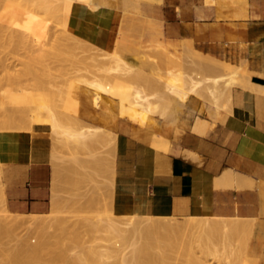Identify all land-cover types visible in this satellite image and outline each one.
Here are the masks:
<instances>
[{
	"label": "crops",
	"instance_id": "0c3cea01",
	"mask_svg": "<svg viewBox=\"0 0 264 264\" xmlns=\"http://www.w3.org/2000/svg\"><path fill=\"white\" fill-rule=\"evenodd\" d=\"M121 22H128L121 37L122 55L156 76V82L161 79V86L172 75L196 77L203 71L185 70L186 55L205 61L213 56L211 69L200 76L239 69L245 78L244 84L240 81L220 96L218 104L203 87L198 94L190 93L168 119L149 114L145 124L121 115L116 98L104 94L95 104L91 88L75 91L78 120L116 135L115 144L105 141L111 157L115 149L114 177L109 174L108 184H102L113 210L180 218H252L242 264H264V0H120L98 8L75 2L68 16L73 33L106 50L114 48ZM12 128L0 129L5 206L14 213H47L64 188L58 178L69 176L61 168L60 141L49 124ZM155 134L164 139L160 145L152 143ZM97 149L92 143L85 152L95 154ZM230 170L240 176L223 185V174Z\"/></svg>",
	"mask_w": 264,
	"mask_h": 264
},
{
	"label": "bare ground",
	"instance_id": "6f19581e",
	"mask_svg": "<svg viewBox=\"0 0 264 264\" xmlns=\"http://www.w3.org/2000/svg\"><path fill=\"white\" fill-rule=\"evenodd\" d=\"M6 0H0V8H1V10H0V45H2L3 47H4V49L6 48V45H7V48L6 49H9V47H11V46H13V41L14 40H17L16 38L15 39H13L14 38V35L12 34V32H9V31H7L6 29H9L10 27V24H8L9 22H15V23H13L12 24V26H13V28H14V24H15V26H16V24L17 23H19L20 25H25L26 24V20H25V16L24 15H21V12H19V14H17V12L15 13V8H14V6L15 7H17V6H20L21 5V3H22V5L23 4H25V5H27V1H23V0H8V1H6ZM18 3H17V2ZM119 1L120 0H58V2L57 3H55V4H50L49 5V7H50V10L54 13V14H56V17H57V19H58V22H59V24H60V27L64 30V32H66V33H73V31H71L69 28H68V16H69V13H70V11H71V8H72V5L76 2V3H79V4H83V5H85L86 7H90V8H98V7H100V6H103V5H112V4H114V3H118L119 4ZM156 1H158V2H160L161 0H156ZM5 2V3H4ZM3 3H4V5H3ZM15 3H17V5H14ZM20 3V4H19ZM19 4V5H18ZM3 5V6H2ZM118 6V5H117ZM6 7H9V11H8V20H5V19H3L4 18V15H6V14H4L3 13V9H5ZM21 7V6H20ZM119 7V6H118ZM121 8V7H120ZM123 10V9H122ZM121 10V11H122ZM16 11H18L17 9H16ZM21 11V10H20ZM17 14V15H16ZM19 16V17H18ZM123 16H125V11L123 10ZM18 17V18H17ZM120 17V16H119ZM121 20V19H120ZM17 21V22H16ZM115 21V20H114ZM119 21V20H118ZM9 25V26H8ZM31 26H33V25H31ZM36 26H38V25H36ZM9 27V28H8ZM17 27V26H16ZM21 27V26H20ZM34 27V26H33ZM128 28V22H121V26H120V30H119V36H118V38H117V41H116V46L117 47H115L113 50H112V53H113V55H112V58H113V62H114V64L112 65V66H109V65H105L104 63H102L101 64V62H100V64L98 65V67L97 68H95V69H97V71H98V73H100V71H101V75H99V74H97V77H95L94 76V78H91V80L89 79V76L87 77V78H82L83 79V81H85L84 83H86L92 90H93V93H94V103L95 104H99L100 103V99L103 97V95L105 94V95H109L110 97H113V98H116L118 101H119V111H120V114L121 115H124V116H127L128 118H130V119H132V120H134V121H137V122H140V123H144L145 121H146V119H147V117H148V115L149 114H160V115H163L165 118H169V116H171L169 113V111L171 110V111H173L174 109H171L172 107H178V110L181 108V106L184 104V102L186 101V99H187V97L190 95V93H199L198 92V90L199 89H202L203 87L204 88H206V90H207V92L209 93V95L213 98V99H215L214 100V102L215 101H217L216 102V104H218L219 103V101H218V98L220 99V96L223 98V97H225V94L227 93V91L228 90H230V88L234 85V84H238L240 81H242L244 78L242 77V76H244V74L243 73H241L240 72V70L239 69H234V70H232V71H230L228 74L227 73H225V70H224V73H225V75H224V73H222V75H218L217 76V74L215 73V75L214 74H210V76L209 75H204V76H200V74L201 73H204L205 74V71L203 70L202 72H200V71H198V72H200L199 73V75L197 76L196 75V73H195V75H196V77H194V75H193V73H191V74H188L189 75V77H190V79H189V77H188V75H179V76H177L176 77V75H178V74H174L175 76V78H173V71H172V74H170V75H172L171 77H169L168 79H166V80H162V81H164L165 83H162V85L164 84L165 85V88L163 87V86H161V87H163L162 89L164 90H162V89H160V90H158L157 88H154V87H160V85H161V83H159L158 84V81L160 82V80H158L157 82L155 81V80H157L158 78L155 76H153L151 73H147V72H145L144 70H143V68L142 67H140L138 64H137V67H133L131 64H129L128 62H127V59L122 55V53H121V51H120V44H121V37H122V33H125V32H123V30H124V28ZM35 28V27H34ZM38 28V27H37ZM11 30H12V28H10ZM9 29V30H10ZM16 29L17 28H14V30H12L13 31V33L15 34V32H16ZM8 33H7V32ZM15 31V32H14ZM33 31H35V30H33L32 29V32ZM36 32H37V30H36ZM128 33V32H127ZM17 34V33H16ZM32 34V33H31ZM37 33H35V35H36ZM47 34L48 33H45V35L47 36ZM65 34V33H64ZM73 34H75V33H73ZM49 35V34H48ZM52 35V34H51ZM58 35V34H57ZM62 36H63V34H61ZM60 35V36H61ZM124 35V34H123ZM46 36L44 37V38H46ZM50 36V35H49ZM65 36H67V38H68V35H65ZM75 37V36H74ZM74 37H72V38H74ZM115 37V36H114ZM147 37V36H146ZM48 38V37H47ZM57 38H60L59 36L57 37ZM62 38V37H61ZM70 38V37H69ZM124 38V37H123ZM34 39H35V37H34ZM130 39V38H129ZM132 39V38H131ZM115 40V39H114ZM47 40L45 39V42H46ZM44 41H43V43H45ZM124 42V41H123ZM152 42V41H151ZM157 42V41H156ZM8 43V44H7ZM42 43V44H43ZM47 43V42H46ZM16 46H17V44H16V42L14 43ZM8 45H9V47H8ZM14 45V49L15 48H17L16 46ZM34 45V44H33ZM25 46L26 47H28V52H29V57H30V60L33 58V57H35L37 54V52H35V56H33V48L32 47H34V46H32V43H31V40L30 39H28L27 40V42H26V44H25ZM36 46V45H35ZM41 46V45H40ZM134 46V45H133ZM43 47V46H42ZM128 47V46H127ZM130 47V46H129ZM38 48V46L36 47V49ZM11 49V48H10ZM10 49H9V51L8 52H12V51H14V49H13V47H12V50L10 51ZM41 49V51L42 50H44V51H42L43 53H45V50H48V49H42V48H40ZM40 49H39V52L41 53V51H40ZM136 49V48H135ZM4 51V50H3ZM30 51H31V53H30ZM38 51V50H37ZM128 51V50H127ZM47 52V51H46ZM52 52V51H51ZM50 52V53H51ZM132 52V51H131ZM43 53L42 54H40V56H36L34 59H36L37 57V59H41V57H43L44 55H43ZM52 53H54V52H52ZM127 53V52H126ZM200 53V52H199ZM57 54V53H56ZM105 54H107V53H105ZM201 54V53H200ZM47 55V54H46ZM45 55V56H46ZM138 55V54H137ZM196 55V54H195ZM31 56H33V57H31ZM58 56V55H57ZM139 56V55H138ZM137 56V57H138ZM197 56V55H196ZM175 57V56H174ZM201 57V56H200ZM208 57V56H207ZM51 58V57H50ZM204 58V57H203ZM33 59V60H34ZM175 59V58H174ZM174 59H173V61H174ZM176 59H177V57H176ZM179 59V58H178ZM202 59V58H201ZM205 59V58H204ZM207 59H209V61H211L212 59H213V56L210 58V57H208ZM211 59V60H210ZM214 59H215V57H214ZM29 60V61H30ZM43 60V59H42ZM100 60V59H99ZM139 60V59H138ZM217 60V59H216ZM26 62L25 63V65L26 66H29V68H28V70L30 69V67H31V69H32V64L30 63V62ZM38 60H36V64H39V62H37ZM43 61H45V60H43ZM101 61V60H100ZM172 61V60H171ZM173 61H172V63H173ZM208 61V60H207ZM206 61V62H207ZM208 61V63H210ZM213 61V60H212ZM24 62V61H23ZM35 62V61H34ZM174 62H176V60L174 61ZM180 62V61H179ZM214 62V61H213ZM41 63V62H40ZM53 63V62H52ZM215 63H217V61L215 62ZM218 63H222V62H219L218 61ZM34 64V63H33ZM42 64H44V62L42 63ZM41 64V65H42ZM179 64V63H178ZM24 65V64H23ZM35 65V64H34ZM34 65H33V68H34ZM105 65V67L104 68H102L101 69V66H104ZM211 65H212V63H211ZM219 65H221V64H219ZM50 66V65H49ZM172 66V65H171ZM174 66V65H173ZM94 67H95V65H94ZM100 67V68H99ZM176 67V66H175ZM179 67H180V64H179ZM219 67V66H218ZM26 68V70H27V67H25ZM25 68H23L24 70H23V72L25 71ZM38 68H39V66H37V70H38ZM99 68V69H98ZM35 69V68H34ZM92 69H94V68H92ZM221 69V68H220ZM224 69V68H223ZM169 70V71H170ZM222 70V69H221ZM39 71V70H38ZM220 71V70H219ZM22 72V71H21ZM177 72H179V71H177ZM180 72L182 73V70H180ZM198 72H197V74H198ZM227 72V71H226ZM26 73V72H25ZM28 73V72H27ZM38 73V72H37ZM87 73V72H86ZM89 73V72H88ZM87 73V74H88ZM114 73L115 75H116V73H117V75L120 73V74H123V75H121V76H123V78H125L124 77V75H126V77H127V75L130 77V78H132L131 80L133 81H131L130 80V78H129V80L130 81H128V78L126 79H122V78H116V77H114V74L112 75V74ZM170 73V72H169ZM176 73V72H175ZM189 73V72H188ZM210 73V72H209ZM218 73V72H217ZM243 74L242 76H241V74ZM245 73V72H244ZM19 74V73H18ZM31 73H28V75H30ZM207 74V73H206ZM13 75V74H12ZM34 75V74H33ZM70 75V74H69ZM113 76V78H116V79H110L111 78V76ZM191 75V76H190ZM212 75V76H211ZM20 76H21V74H20ZM32 76V75H31ZM53 76V75H52ZM52 76H50V77H52ZM121 76H117V77H121ZM25 77V76H24ZM28 77V76H27ZM245 77V76H244ZM23 78V77H22ZM41 79H42V77H40ZM39 78V79H40ZM155 78H157V79H155ZM18 79V78H17ZM44 79V78H43ZM50 79V78H49ZM80 78H78V80H79ZM21 80V79H20ZM56 80H58L57 78H56ZM61 80V79H60ZM63 80V79H62ZM246 81H247V79H245ZM15 81V80H14ZM54 81V80H53ZM70 81V80H69ZM79 81H81V80H79ZM82 81V82H83ZM151 81H152V83H151ZM49 82V81H48ZM57 82V81H56ZM55 82V83H56ZM74 82V81H73ZM136 84H135V83ZM143 82H147L146 84L148 85V87H151L150 86V84L152 85L153 83L154 84H157V86L156 85H154V89H157V90H154L152 87L150 88L151 89V93H150V91H146L147 92V94L144 92V89L143 88H147V87H143L142 88V86H144V85H142V84H145V83H143ZM245 82V81H244ZM142 83V84H141ZM221 83H223L222 85H223V87H221ZM242 83H243V81H242ZM250 83H252V82H250ZM15 84H16V82H15ZM21 84H23V83H21ZM26 84H28V82L26 81ZM37 84V83H36ZM45 84H47L46 83V80H45ZM244 84V83H243ZM17 85H18V82H17ZM30 85V84H29ZM32 85V84H31ZM31 85H30V87H31ZM49 85H50V83H49ZM142 85V86H141ZM152 85V86H153ZM242 85V84H241ZM25 86H27V85H25ZM244 86V85H243ZM2 87V86H1ZM45 87H47V86H45ZM52 87V86H51ZM10 88V87H9ZM20 88H21V86H20ZM44 88V87H43ZM53 88V87H52ZM11 89H13L12 88V86H11ZM15 89V88H14ZM27 89V88H26ZM26 89H24L23 88V90L21 89V90H19V91H22V92H20V93H18V94H15L16 92H12L13 94H11V92H10V90H8L9 92H10V94H8V98H9V100H10V102L11 103H13V104H20V106H19V109L20 108H22V106H21V103L22 104H26V103H29V104H31V102H33L34 104H35V106H34V104H32L33 106H26L27 108H28V110L26 111V107L24 106V110L25 111H23V108H22V110L19 112V114H18V112H17V108L16 109H13L12 110V112H9V111H11V110H6V109H4V110H2L1 109V107H0V111H2V113H3V111H4V113H7V112H9V114L7 113V114H5V116H9L10 114H11V116H15V118H17V120H18V117L20 116L21 118L22 117H24V119H25V117L27 118L28 117V119H29V121L28 120H26L25 119V122L26 121H28V123H29V125L31 124V123H33V122H38V123H45V124H49L50 126H51V128H53L54 129V132H55V134H56V132L57 133H60V135L58 134V136H59V138H58V136H57V139L59 140L60 138H62L61 140H59V141H64V142H69L70 140H72V143H73V141H74V143L77 145V147L80 145V146H84V144H85V146H87V141L88 140H94V139H101V138H104L105 137V139H107V142L109 143V139H113L114 140V143H115V141H116V135L115 134H113L112 132H109V131H106V130H108V129H105L104 127H101V126H98V125H89V123L87 124V123H85L83 120V122H84V124H83V122H82V124H81V126H73L77 121L79 122V124L81 123L79 120H77V121H75V123L74 122H72V123H74V124H71V122H69L70 123V125H68V123H67V125H66V123L64 122H62V120H60L58 117L59 116H57L56 115V113H58V112H55V111H58L56 108H55V106H52V104H50V101H48L47 100V98H45V97H42V96H38V98L36 97V98H34L32 95H30L29 93H27L26 91H28V90H26ZM149 89V88H148ZM259 89V88H258ZM26 90V91H25ZM39 90H40V88H39ZM39 90H37V91H39ZM56 90V89H55ZM70 90V89H69ZM147 90V89H146ZM154 90V91H153ZM252 90H255V89H252ZM15 91H17V90H15ZM43 91V90H42ZM41 91V92H42ZM49 92V91H48ZM70 92L72 93V91L70 90ZM203 92V91H202ZM205 92V91H204ZM225 92V93H224ZM261 92V91H260ZM50 93V92H49ZM223 93V95H221ZM32 94V93H31ZM41 94V93H40ZM6 95H7V93H6ZM37 95V94H36ZM43 95H44V93H43ZM51 95V94H50ZM53 95V94H52ZM69 95V94H68ZM1 97V96H0ZM6 97V96H5ZM69 97H72V96H69ZM108 97V96H107ZM228 97H230V96H228ZM7 98V97H6ZM54 98V97H53ZM75 98V97H74ZM73 98V99H74ZM77 99V98H76ZM76 99H74V101L75 102H77V100ZM229 99V98H228ZM66 100H68L67 98H66ZM72 100V99H71ZM115 100V99H114ZM207 100H208V96H207ZM0 103H4V101L3 100H1V98H0ZM68 101H70V99L68 100ZM209 101H210V99H209ZM226 101V100H225ZM229 101H231V99H229ZM7 102L9 103V101H8V99H7ZM73 102V101H72ZM74 103V102H73ZM2 104H0V106H2ZM7 104V103H6ZM5 104V105H6ZM27 105V104H26ZM57 105V104H56ZM66 105V104H65ZM65 105H64V107H65ZM69 105H70V103H69ZM67 106V108L68 109H72L73 107H71V106ZM7 106V105H6ZM17 106V107H18ZM72 106H73V104H72ZM78 106V105H77ZM51 107H53V108H51ZM75 107V106H74ZM9 108H10V106H9ZM8 108V109H9ZM13 108H15V107H13ZM26 108V109H25ZM55 108V109H54ZM58 108V107H57ZM53 109L55 110V111H53ZM15 110V111H14ZM44 110H45V112H46V114H45V112H44ZM64 110V109H63ZM74 110V112H75V108L73 109ZM72 110V111H73ZM79 110V109H78ZM6 111V112H5ZM69 111V110H68ZM176 112H177V110H175ZM174 111V113H176ZM66 112V111H65ZM1 112H0V114H2ZM19 115V116H17V114ZM61 113H62V111H61ZM68 113V112H67ZM174 113H172V114H174ZM63 114V113H62ZM59 115H61V114H59ZM64 115V114H63ZM11 116H9V117H11ZM17 116V117H16ZM68 116H69V114H68ZM74 117L75 115H71L70 117ZM77 116V115H76ZM76 116L73 118V121H74V119L76 120V119H78V116H77V118H76ZM198 116V115H197ZM62 117V116H61ZM60 117V118H61ZM65 117H66V114H65ZM2 118V117H1ZM13 118L14 117H12V118H10V119H12L11 121L13 122L14 120H13ZM63 118V117H62ZM3 120H4V118H2ZM2 119H0V121L2 120ZM64 119V118H63ZM66 119H67V117H66ZM199 119V118H198ZM202 120H204V119H202ZM8 121V120H7ZM16 121V120H15ZM22 121H24V120H22ZM71 121V120H70ZM87 121V120H86ZM12 122H11V125H13L12 124ZM18 122H20V121H18ZM17 122V123H18ZM77 122V123H78ZM88 122V121H87ZM195 122V121H194ZM200 122H201V120H200ZM7 123H9V122H7ZM14 123V122H13ZM63 123V124H62ZM76 123V124H77ZM146 123V122H145ZM144 123V124H145ZM198 123V122H197ZM4 124V126L6 127V125H5V123H3ZM86 124V125H85ZM205 124V123H204ZM207 124V123H206ZM2 125V124H1ZM9 125V124H8ZM10 125V126H11ZM23 125V124H22ZM78 125V124H77ZM2 127L3 129L5 128V127ZM202 126V125H201ZM208 126V125H207ZM211 126H213V125H211ZM28 127V126H27ZM77 127V128H76ZM9 128H12V127H9ZM13 128H14V126H13ZM12 128V129H13ZM16 128V127H15ZM14 128V129H15ZM197 128V127H196ZM202 128V127H201ZM17 129V128H16ZM20 129V128H19ZM204 129V130H203ZM196 130V129H195ZM197 131V130H196ZM200 131H201V129H200ZM199 131V132H200ZM202 131H204L205 132V127H203L202 128ZM201 131V132H202ZM114 132V131H113ZM51 135H53V133L51 134ZM50 135V136H51ZM57 135V134H56ZM157 134H155L154 136H155V139L154 138H152V141L154 142V144H156L157 142H159V140L158 139H160V140H162V143H163V140L164 139H162V137H159V136H156ZM61 136V137H60ZM64 138V139H63ZM70 139V140H69ZM69 140V141H68ZM95 140V141H96ZM156 140H157V142H156ZM57 141V140H56ZM90 141H88V143L91 145L92 143L90 142ZM111 141V140H110ZM166 141V140H165ZM58 142V141H57ZM63 142V143H64ZM104 142V141H103ZM152 142V143H153ZM156 142V143H155ZM70 143V142H69ZM79 143V144H78ZM95 143V142H94ZM93 143V144H94ZM102 143V142H101ZM52 144V143H51ZM55 144H56V142H55ZM54 144V145H55ZM83 144V145H82ZM158 145H160L159 143H157ZM167 144H168V142H167ZM58 145V144H57ZM94 146V145H93ZM103 146V145H102ZM110 146V145H109ZM109 146H107V147H109ZM163 146V145H162ZM165 146V145H164ZM72 147H74V146H72ZM76 147V148H77ZM95 147V146H94ZM104 147V146H103ZM166 147V146H165ZM59 148V147H58ZM105 148H106V146H105ZM112 148V147H111ZM161 148V147H160ZM65 149V148H64ZM74 149V148H73ZM61 150V149H60ZM107 150H109V149H107ZM115 149H114V146H113V149L111 150V154H112V156L114 157V155H113V152L112 151H114ZM94 151V150H93ZM100 151V150H99ZM62 152V151H61ZM90 152V151H89ZM92 152V151H91ZM98 152V151H97ZM115 152V151H114ZM72 153H74V152H72ZM77 153V152H76ZM100 153V152H99ZM99 153H95V155H99ZM102 153V152H101ZM100 153V154H101ZM107 153V152H106ZM105 153V151H104V155L106 154ZM197 153V152H196ZM58 155V154H57ZM77 155V154H76ZM75 155V156H76ZM87 155V154H86ZM108 155V154H107ZM91 156H93V154L91 155ZM102 156V155H101ZM52 157V156H51ZM55 157V156H54ZM105 157V156H104ZM103 157V158H104ZM53 158V157H52ZM75 158H77V156L75 157ZM58 159V158H57ZM70 159H72V158H70ZM114 158H112L111 157V166L110 167H112L113 166V164L115 165V163H113L114 162V160H113ZM51 160V159H50ZM68 160V159H67ZM105 160V159H104ZM53 161V160H52ZM73 161V160H72ZM87 161V160H86ZM101 161H103L102 159H101ZM69 162V161H68ZM76 162H77V160H76ZM104 162V161H103ZM61 163V162H60ZM113 163V164H112ZM99 164V163H98ZM109 164V163H108ZM66 165H67V163H66ZM93 165V164H92ZM101 165H102V163H101ZM57 166V165H56ZM60 166V165H59ZM69 166V165H68ZM67 166V167H68ZM94 166H96V164L94 165ZM99 166V165H98ZM97 166V167H98ZM105 166V165H104ZM114 168V167H113ZM81 169V168H80ZM96 169V168H95ZM101 169H102V167H101ZM104 169H105V167H104ZM111 169V168H110ZM109 169V170H110ZM57 170V169H56ZM61 170V169H60ZM106 170H108V168L106 169ZM108 170V171H109ZM115 170V169H114ZM226 170H228V169H226ZM111 171V170H110ZM225 171V170H224ZM233 170H230V172H228V173H226L225 175L223 174V177L222 176H220V178L222 177L223 178V180L222 181H220V180H218V181H220L222 184L223 183H226V184H228V183H233L235 180H237L238 179V177L240 176L238 173L236 174L235 172H232ZM60 172V171H59ZM71 172V171H70ZM114 172V171H113ZM239 173H240V171H238ZM112 173V172H111ZM68 174V173H67ZM75 174V173H74ZM103 174V173H102ZM83 175V174H82ZM100 175V174H99ZM113 175V174H112ZM76 176V175H75ZM81 176V175H80ZM114 176V175H113ZM96 177V176H95ZM244 177V176H243ZM218 178H219V176H218ZM105 179V178H104ZM114 179V178H113ZM100 180H102V179H100ZM216 180V179H215ZM241 180H242V178H241ZM82 182H83V180H82ZM217 182V181H216ZM219 182V183H220ZM218 183V182H217ZM218 183V184H219ZM220 183V184H221ZM237 183V182H236ZM82 184V183H81ZM245 184V183H244ZM243 184V185H244ZM223 185H225V184H223ZM230 185V184H229ZM241 185V184H240ZM95 186V185H94ZM215 186V185H214ZM72 187V186H71ZM110 187V186H109ZM239 187H241V186H239ZM91 188V187H90ZM106 188V187H105ZM111 188V187H110ZM68 189V188H67ZM76 190V189H75ZM111 191H112V189H111ZM74 192V191H73ZM90 193V192H89ZM75 194H76V192H75ZM100 195H101V193H100ZM103 196V195H102ZM81 198V197H80ZM102 198V197H101ZM109 198V197H108ZM90 199H92V198H90ZM100 199V198H99ZM66 201V200H65ZM105 201V200H104ZM103 201V202H104ZM108 201H109V199H108ZM110 201H111V199H110ZM74 202V201H73ZM91 202H93V201H91ZM53 204L54 205H58V204H56V198H54V201H53ZM110 205V203L109 202H107V206H109ZM85 205V204H84ZM92 205V204H91ZM102 205H103V203H102ZM101 205V206H102ZM109 207H111V209H112V206L110 205ZM109 207L107 208V211H109L108 213L107 212H105L106 214H102V213H96V212H94L95 214H93V215H85V219H87V221L89 222V224L92 226V229L94 230V229H97L98 231H99V229L101 230H108V231H110V232H107V231H105V232H107V233H112L113 234V236H112V239L114 238V240L112 241L111 239H110V241L112 242L111 244L109 243L108 245H103L102 247L104 248V249H102V250H99V249H97L96 247H94V246H89V247H87V249H86V251H85V249H81L82 250V252L81 253H77V255H75V257H73V256H70L68 253L69 252H67L65 249L61 252V253H59L60 254V256H61V258L63 259V261H64V264H75V263H77V261H78V263L80 262L79 260H83V262L85 261V260H89L90 262H92V261H94L95 259H97L98 258V255L100 256V255H102V254H108V256H112V257H114L115 259H113V260H116V261H114V262H118V263H115V264H129V263H133V264H136V263H139L140 264V262H139V260L141 259V257H142V252L144 251V249H145V251H147V250H149V249H147L148 248V246H150V245H152L153 243H156L157 241H159V239H160V237H165V236H174V237H176V238H178V237H181V236H184V237H181L180 239L182 240V242L183 241H185V240H183L184 238H185V234L187 235V237H189V238H192V236L193 235H195L194 236V239L192 238V239H189V240H193L195 243L194 244H197L198 243V245L197 246H199V245H202L203 243H206V241L205 240H207V234L209 233V232H213V233H215L216 231H223L224 233H227L229 230H234V231H238V232H240V231H242V232H245V234L247 235V237L249 236V237H251V234H252V232H253V222L252 221H250L251 219H249V221H248V218H247V221H245V220H243V219H241V217H234V218H230V217H214V216H206V215H191V216H184V217H182V218H180V217H174V216H159V215H150V214H138V213H129V214H126V213H124V214H121V213H116L114 210H108L109 209ZM100 208V207H99ZM7 209V208H6ZM82 211V210H81ZM103 211V210H102ZM112 211V212H111ZM7 212H9L10 213V215H8V213H6L7 215H5V214H1L0 215V234H9V233H11V234H9V235H12V233H13V235H16L17 237H18V244H17V246H15V245H13V246H15V248L13 249L12 248V250H11V247L9 248V250H11V251H8V255H7V258H5V260H4V264H25V263H28V264H32V263H30V262H32V261H29L31 258H32V260L33 261H36V260H34V259H39V260H37L36 262H41L40 261V258L42 257L41 255H43V257L45 256V259H46V257L48 258V259H50L52 256H51V254H53V253H51V252H53L52 251V249L54 248V247H50V246H48V244L50 243V241H51V238L53 237V233H52V231H51V227L52 228H56L58 231H59V235L58 236H60V234H62L63 235V233H66V232H68V229H70L71 228V226H74V228L75 229H77V227L79 226V225H82V223L84 224V221L83 222H78V219H77V224L76 225H78L77 227H75L76 225H74L73 223H72V221L70 220V217L72 216L73 217V215H59V214H55V215H35V214H32V215H22V214H20V213H14V212H11V211H9L8 209H7ZM77 218V217H76ZM78 218H79V216H78ZM82 218V217H81ZM84 218V217H83ZM82 218V220H84ZM75 219V218H74ZM246 219V218H245ZM81 220V219H80ZM254 221V220H253ZM74 222V221H73ZM79 223V224H78ZM73 224V225H72ZM88 226V225H87ZM91 226H89V227H91ZM20 227H22L23 229H26V231L24 232V233H21V231H19L18 230V228H20ZM94 227V228H93ZM73 228V227H72ZM73 228V229H74ZM85 228V227H84ZM90 230V229H89ZM73 233H70L69 235H70V237H68L67 235V238L69 239H71L72 238V240L74 241V239H75V241H77L78 239L80 240V238L78 237V233L77 232H75L74 230L72 231ZM85 232V231H84ZM87 232V231H86ZM197 232V235L196 234H194V233H196ZM238 232H236V233H238ZM15 233V234H14ZM31 233H33V234H35V237H37V242L36 243H32V241L30 240V238L31 237H29L30 236V234ZM190 233H192V235L190 234ZM218 233V232H217ZM111 234V235H112ZM190 234V235H189ZM239 235H240V233H238ZM65 235V234H64ZM84 235V234H83ZM82 235V236H83ZM110 235V234H109ZM217 235V234H216ZM219 235V234H218ZM217 235V236H218ZM227 235H228V233H227ZM191 236V237H190ZM0 237H1V235H0ZM17 237H15L14 238V236L12 237L13 238V240L15 239L16 240V238ZM62 237V236H61ZM186 237V238H187ZM196 237V238H195ZM219 237V236H218ZM63 238V237H62ZM85 238V237H84ZM109 238H111V237H109ZM168 238V237H167ZM183 238V239H182ZM244 238V237H243ZM54 239H56V238H54ZM60 239V238H59ZM88 239V238H87ZM141 239L143 240V241H141ZM173 238H171V240H172ZM208 239H209V237H208ZM14 240V241H15ZM57 240H58V238H57ZM71 240V241H72ZM78 240V241H79ZM157 240V241H156ZM17 241V240H16ZM52 241H53V238H52ZM56 241V240H55ZM55 241H53V243L52 244H54V242ZM60 241V240H59ZM72 241V242H73ZM109 241V242H110ZM192 241V242H193ZM208 241V240H207ZM58 242V241H57ZM86 242V241H85ZM191 242V243H192ZM15 243H13V244H15ZM61 243V242H60ZM59 243V244H60ZM12 244V243H11ZM56 244V247H58V248H54L55 249V252L56 253H58L59 251V245H58V243H55ZM90 244V243H89ZM100 244V243H99ZM104 244V243H103ZM190 244V243H189ZM220 244V243H219ZM51 245V244H50ZM58 245V246H57ZM61 245V244H60ZM83 245V244H82ZM91 245V244H90ZM155 245H157V244H155ZM184 245H186V244H184ZM193 245V244H192ZM191 245V246H192ZM203 245H206V244H203ZM209 245V244H208ZM215 245H218V244H216L215 243ZM222 245V244H221ZM48 246V248H51V249H49L51 252L49 253L48 252V254L46 253V251H49L48 250V248H46ZM195 246V245H194ZM207 246V245H206ZM213 246V245H212ZM75 247V246H74ZM84 247H85V245H84ZM99 247H101L100 245H99ZM128 247L129 248H131V249H129L128 250ZM216 247V246H215ZM247 247V246H246ZM46 248V249H45ZM62 248V247H61ZM64 248V247H63ZM68 247H66V249H67ZM183 248V247H182ZM208 248V247H207ZM218 248V247H217ZM231 248V247H230ZM3 249V248H2ZM147 249V250H146ZM152 249V248H151ZM183 249H185V248H183ZM182 249V250H183ZM200 249V248H199ZM209 249V248H208ZM213 249V248H212ZM220 249V248H219ZM62 250V249H61ZM77 250V249H76ZM81 250H79V251H81ZM191 250V249H190ZM152 251H153V249H152ZM199 251H201V249L199 250ZM204 251H205V249H204ZM216 251V250H215ZM54 252V253H55ZM155 252V251H154ZM246 252V251H245ZM43 253V254H42ZM45 253V254H44ZM55 253V254H56ZM146 253V252H145ZM158 253V252H157ZM207 253H209V252H207ZM47 254V255H46ZM151 254V253H150ZM154 254V253H153ZM152 254V255H153ZM156 254V253H155ZM204 254V253H203ZM242 254H243V252H242ZM48 255H50V256H48ZM57 255V254H56ZM105 255V256H106ZM148 255V254H147ZM160 254H158V256H159ZM196 255V254H195ZM209 255V254H208ZM4 256H5V253H4ZM58 256V255H57ZM57 256H55V259L56 260H59V257H57ZM157 256V257H158ZM166 256V255H165ZM237 256V255H236ZM53 257H54V255H53ZM52 257V258H53ZM97 257V258H96ZM148 257V256H147ZM169 257V256H168ZM192 257V256H191ZM243 257H244V254H243ZM146 258V257H145ZM189 258V257H188ZM188 258H187V261H188ZM221 258V257H220ZM7 259V260H6ZM149 259H150V257H149ZM149 259H147V260H149ZM158 259V258H157ZM160 259V258H159ZM162 259V258H161ZM42 260V262H44V264H45V261H44V259H41ZM92 260V261H91ZM143 260V259H142ZM145 260V259H144ZM24 261V262H23ZM47 261H49V260H47ZM53 261H54V259H53ZM60 261V263H61V261L62 260H59ZM95 261H97V260H95ZM95 261L93 262V263H95ZM159 260H157V262H158ZM1 262H2V260H1ZM23 262V263H22ZM38 262V263H39ZM82 262V263H83ZM86 263H87V261H85ZM84 262V263H85ZM89 262V264H91ZM106 262V261H105ZM152 262H154L153 260H152ZM56 263H59V262H56ZM92 263V264H93ZM113 263V261L112 262H110V264H112ZM200 263V262H199ZM37 264V263H36ZM105 264V263H104ZM114 264V263H113ZM192 264V263H191ZM242 264V263H241Z\"/></svg>",
	"mask_w": 264,
	"mask_h": 264
},
{
	"label": "rangeland",
	"instance_id": "374dc122",
	"mask_svg": "<svg viewBox=\"0 0 264 264\" xmlns=\"http://www.w3.org/2000/svg\"><path fill=\"white\" fill-rule=\"evenodd\" d=\"M6 1H8V0H6ZM25 1L28 2L27 5H25V4L22 5V3H21V5H20L21 7L20 6H17V7L14 6V8H15L14 10H15V13L17 12V14H19V12H21V15L25 16L26 24L25 25H20L19 23H17L16 24L17 27L14 24V28H17L16 32L14 31L15 34L12 31V30H14L12 24L15 23V22H12V23L9 22L8 23V24H10V26L9 25L8 26L10 28H12V30L9 27L8 28L10 30L6 29L7 31L12 32V34L14 35L13 39H15V38L17 39V40L13 41L14 43L16 42L17 46L14 43H13V46H11V47H9V45H8L9 49L11 48L10 51L12 50V47L14 49V45L17 48H15L14 51H12V52H8L9 49H6L7 45H6L5 49H4V47L2 45H0V96H1L0 98H1V100L4 101L3 104L0 103V104H2V106H0V107H1V109L3 108L2 110H4V109H6L8 111L11 110L9 112H12L13 109L17 108L18 109L17 112L19 114V112L22 110V108H23V111H25L24 110V106L25 107L26 106H33L32 105V104H34L33 102H31V104L26 103L27 105L25 103L24 104L21 103L22 108H20L21 109L20 110L19 109L20 104H18V103L17 104H13V103L10 102V100L8 98V94H10L11 91L13 93L16 92L15 94H18V93L22 92V91H19V90H21V89L23 90V88L24 89L27 88L26 90H28V89L29 90L28 91L25 90V91L27 93H29L30 95H32L34 98H36V97L38 98L39 95L42 96V97L47 98V100L50 98L48 101H50V104H52V106H55V108L58 110V111H55L54 110L55 108L53 109V111L58 112V113H56V115L59 116L58 118L60 120H62L63 123L65 122L66 125H67V123H68V125H70L69 122H71V124H74L75 121L78 120V119H76V120L74 119V121H73V118L76 116L75 114L77 112V105H78V100L76 99L77 97L74 98L75 91H77L80 87L90 88L86 83H84L85 81H83L82 78H87L90 75L89 79L91 80V78H94V76L97 77V74L101 75V71H100V73H98L97 69H95V68L98 67L100 62H101V64L104 63L105 65L112 66L114 64L113 58H112V55H113L112 50L115 47H117V46L115 45L112 50H106V49H104L103 47H100L97 44L91 43V42H89V41H87L85 39L80 38L76 34L69 33V32L68 33L64 32V30L60 27V24L58 22L56 14H54L50 10V7H49L50 4H55V3L58 2V0H25ZM149 1H156V0H149ZM4 3H3V5H4ZM17 3H15L14 5H17ZM16 9L18 11H16ZM0 10H1V8H0ZM2 11H3L4 14H6V15H4L3 19L8 20L9 7H6ZM31 25H33L35 28L33 26H31ZM36 25H38V26H36ZM32 29L35 30V31L32 32ZM36 30H37V32H36ZM35 33H37V34L35 35ZM45 33H48L50 36L48 34L46 36ZM61 34H63V36ZM65 35H68V38ZM45 36H46V38H44ZM58 36L60 38H57ZM34 37H35V39H34ZM72 37H74V38H72ZM28 39L31 40L32 46H34V47H32L33 48V51H32L33 52V56H35L36 54L38 56H40V54L43 53L42 51H44V50L41 51L40 48L48 49V50H45V53H43V55L44 54L45 55L47 54V55L46 56L44 55L43 57H41V59H37L38 57L36 59H34L37 55L35 57L31 56L33 58L30 60V57L28 55L29 54L28 47L25 46V44H26ZM45 39L47 40L46 41L47 43L45 42ZM43 41L45 43H43ZM37 46H38V48L36 49ZM39 49H40L41 53L39 52ZM51 51L54 52V53H52ZM35 52H37V53L35 54ZM30 53H31V51H30ZM105 53H107V54H105ZM42 59L45 60V61H43ZM36 60H38L37 62H39V64H36ZM28 61L32 64L31 65L32 69L30 67L29 70H28L29 66L25 65V63L28 62ZM43 62H44V64H42ZM127 62L129 64H131L133 67H137L136 61L127 60ZM33 65H34L35 69L33 68ZM94 65H95V67H94ZM105 65L101 66V69L104 68ZM37 66H39V68H38L39 71L37 70ZM25 67H27V70H26ZM184 67H185V70L190 71V72H193V71H196V70H200V69H202V70L211 69V68L208 67V62H206L205 59L203 60V59H200L199 57H194V56L187 57V55L184 57ZM23 68H25L24 72H23V70H24ZM92 68H94V69H92ZM27 72L31 73V74L28 75ZM86 72L87 73L89 72V73L87 74ZM20 74H21V76H20ZM118 75L121 76L123 74L119 73ZM118 75L116 73V75L114 74V77L122 78V79H125V78L127 79L128 78V81H130L132 79L128 75H127V77H126V75H124L125 78H123V76L117 77ZM242 75L243 74H241V76ZM50 76H52V77H50ZM244 76H242V77L245 78ZM40 77H42V79ZM56 78L58 80H56ZM78 78H80L79 80H81V81H79ZM116 78H113V76H111L110 79H116ZM129 78H130V80H129ZM45 80H46L47 84H45ZM26 81L28 82V84H26ZM15 82H16V84H15ZM17 82H18V85H17ZM21 83H23V84H21ZM49 83H50V85H49ZM143 83H145V82H143ZM146 83L145 84L141 83L142 85H144V86L141 85L142 88L143 87H147V88H143L144 92L146 94H147L148 91H150V93L152 92L151 89H150L151 87L153 88L154 85L157 86V84L153 83L154 84V85L152 84L153 86L150 84L151 87H148V85ZM151 83H152V81H151ZM29 84L30 85L32 84L31 87H30ZM25 85H27V86H25ZM11 86H12L13 89H11ZM20 86H21V88H20ZM45 86H47V87H45ZM163 87L165 88V86H163ZM163 87H161V85H160V87L158 86V87H154V88H157L158 90H160ZM39 88H40V90H39ZM69 89L72 91V93L70 92ZM157 89H154V90H157ZM8 90H10V92ZM15 90H17V91H15ZM37 90H39V91H37ZM12 92H11V94H13ZM6 93H7V95H6ZM43 93H44V95H43ZM69 96H72V97H69ZM66 98L68 100L70 99V101L66 100ZM73 98L76 99L77 102H75ZM7 99L9 101V103L7 102ZM69 103H70V105H69ZM72 104H73V106H72ZM64 105H65V107H64ZM68 105L73 107V108L72 109H68L69 108V107L67 108ZM9 106H10V108H9ZM34 106H35V104H34ZM13 107H15V108H13ZM51 108H53V107H51ZM74 108H75V112L73 110ZM171 109H174V110L173 111H171V110L169 111L170 115H172V113H174L175 110L178 111V107H172ZM27 110H28V108L26 109V111ZM61 111H62V113L64 115L61 113ZM0 112L2 113V111H0ZM9 112H7V113L9 114ZM44 112H45V110H44ZM46 112H45V114H46ZM7 113H4V111H3V113L0 114V119L4 118V120L2 119L0 121V129H2V127L4 126L3 123H5V125H6V127L4 126L5 128L16 126V125H19V124L20 125L23 124L22 126H24V127L29 126L28 117L27 118L25 117V119L28 120V121L25 122L24 117L21 118L17 113H16L17 116H19L18 120H17V118H15L14 115L11 116V114L9 115L11 117L5 116V114H7ZM59 114H61V115H59ZM65 114H66L67 119L65 117ZM68 114H69V116H68ZM71 115H75V116L74 117L72 116L73 117L72 118V117H70ZM12 117H14L13 118V120H14L13 122L14 123L11 121L12 119H10ZM22 120H24V121H22ZM18 121H20V122H18ZM7 122H9V123H7ZM11 122H12L13 125H11ZM72 122H74V123H72ZM80 122H81L80 124L78 122L77 123L78 125L75 123L73 126H77V127L81 126L82 121H80ZM83 124H84V122H83ZM52 130L54 131L53 128H52ZM56 134H54L55 140L58 141L57 136H58V134L60 135V133L56 132ZM58 138H59V136H58ZM61 139L62 138H60L59 140H61ZM107 139H105V137H104V138L97 139V140L96 139L91 140V141L88 140L91 143L95 142V144L98 146V149H97L98 152H96V153H99V152L101 153L102 152L101 154L99 153V155L98 154L97 155L93 154V156H91L92 154L85 152V150L90 148V144L88 143V141L86 142L87 146H85V144H84V146H80L81 145L80 144L78 147L76 145L77 143L75 144L74 141L72 143V140H70V139H69L70 141L68 140L70 143L69 142H64V141H60V143H58L59 146H57V150L61 154V165H62L61 168H62V171H66V173L69 174L68 177H63V178L59 177L58 178V181H60L62 183V185L64 186V188H62L61 191L57 192L58 195H57V199H56V204H58V205H54L53 204V207H52L51 211H49L47 213H20V214H22V215H32V214H35V215H55V214H59V215H73V217L72 216L70 217V220L72 221V223L74 225L77 224V222H76L77 219H78V222H83L84 221V224L82 223V225H79V226L76 225L75 227L78 226L77 229H75L74 226H71V228L68 229V232L63 233V235L60 234V236H58L59 235L58 234L59 231L56 228H52L51 227L50 229H51L52 233L54 232L53 233L54 235L52 237L53 241H55V240L56 241L54 242V244H52L53 241H52V238H51V241L48 244V246H50V247L52 246V247L55 248L56 247L55 243H58V245L60 246L59 247L60 249L58 250L59 252L58 253H56L57 251L55 252V249L58 248V247H56L55 249L53 248L52 251L53 250L54 251L51 252L49 250L51 248H48V246H47L46 248H48L49 251H46V253L48 254V252L49 253L51 252V253H53V254H51V256L53 257V255H54V257L53 258L51 257L50 259H48L49 257L48 258L46 257V259H45V256L43 257V255H41L42 256L40 258L41 262L38 261L39 262L38 263L36 261L39 260V259H34L36 261H33L32 258H31L29 261H32V262H30V263H32V264H36V263L37 264H44V262H42V260H41V259H44L45 264H64V261H63V259L61 258L60 254H59L64 249L67 252H69L68 254L70 256L75 257V255H77V253L79 254V253L82 252L81 249H85V251H86L87 247L94 246L97 249L102 250V249H104L102 247L103 245L105 246V245H108L109 243L110 244L112 243L110 241V239L112 241L114 240V238L112 239L113 234L112 233H107V232H110V231L102 230V229L101 230L99 229V231L97 229L93 230L92 226L89 224L87 219H85V215H89L90 216V215L95 214L94 212H96V213L98 212V213H102V214H106L105 212L108 213L109 211H107V208L111 205L110 199L108 198L109 196L107 194L106 188L105 187L102 188V184L103 185H107L108 184V182H109V177H108L109 174L111 175V178L114 177L113 176L114 175L113 171L115 169V165L113 164L114 162L112 163L113 166L110 167L111 166V161H112L111 159L104 158L105 159V160H103L104 162L101 161V155H104L103 154L104 151L106 153L105 141L107 142ZM102 140L104 141L103 144L101 143ZM158 140H159V142H157V140H156L157 143H159V144L162 143V140H160V139H158ZM108 141H109V143L107 142V144H111V142L114 143L113 139H109ZM157 143H156V145H158ZM72 146H74V147H72ZM80 148H82L81 149L82 151L79 150ZM72 152H74V153H72ZM107 154H108L109 157H111L109 153H106L105 155H107ZM75 155L77 156V158H75L76 157ZM70 158H72V159H70ZM112 158H114V157L112 156ZM76 160H77V162H76ZM66 163H67V165H66ZM101 163H102V165H101ZM95 164H96V166H94ZM101 167H102V169H101ZM104 167H105V169H104ZM107 168H108V170L111 168L110 169L111 171L110 170L109 171L106 170ZM100 179H102V180H100ZM82 180H83V182H82ZM81 183H82V185L84 184L85 186L81 187L82 186ZM90 186H91V189H89ZM95 189H96V191H94ZM75 192H76V194H75ZM100 193H101V195H100ZM90 198H92V199H90ZM108 199H109V201H108ZM91 201H93V202H91ZM107 202L110 203V205L108 204L109 206H107ZM102 203H103V205H102ZM6 208L7 207L5 206V203H4L3 191H2L1 180H0V215L1 214L7 215L6 213H8V215H10V213L7 212ZM110 209H111V207H109L108 210H110ZM111 210H113V208ZM78 216H79V218H78ZM81 217L82 218L84 217L83 218L84 220H82ZM89 226H91V227H89ZM18 230L21 231V233H24L26 231V229H23L22 227L18 228ZM73 230L79 234L78 235L79 238L81 237L80 240L78 239L79 241L78 240L75 241V239L73 241L72 238L71 239L67 238V236L70 237L69 234L73 233L72 232ZM105 231H107V232H105ZM236 232H238V231L229 230L227 232L228 235H227V233H224L222 230L221 231H216L215 233L209 232L207 234L208 235L207 236V240L208 241L205 240L206 243H203V244H206L207 246L203 245V244L197 246L198 243L194 244L195 242L193 240H192L193 242L191 240H189V239H192V238L194 239L195 235H193L192 238H189V237H187L188 234L187 235L185 234V238L184 239L182 238L183 240H185L183 242H182V240L180 238L184 237V236H181V237H178V238H176L174 236L160 237L159 241L156 240L157 241L156 243H153L152 245L148 246L147 249H149V250L146 249L147 251H145V249H144V251L142 252V257L139 260V262H140V264H191V263L192 264H241L242 263V259H243V254L244 255L246 254L245 253V251L247 249L246 246L248 245L250 237L249 236L247 237L245 232H242V231L238 232V233H240V235L238 233H236ZM9 234H11V233H9ZM9 234L8 233L7 234H0L1 235V237H0V264H4L6 262V261L4 262V260H5V258H7L8 251H11L12 248L14 249L15 246H17V244H18V237L16 235H13V233H12V235H9ZM190 234L192 235V233H190ZM194 234L197 235V232L194 233ZM216 234L217 235L219 234L218 235L219 237ZM13 236H14V238L17 237L16 238L17 241L15 239H14L15 241L13 240V238H12ZM29 237H31L30 240L32 241V243H36L37 242V237H35V234L31 233ZM109 237H111V238H109ZM208 237H209V239H208ZM54 238H56V239H54ZM57 238H58V240H57ZM171 238H173V239L171 240ZM141 241H143V240L141 239ZM13 243H15V244H13ZM215 243L218 244V245H215ZM155 244H157V245H155ZM184 244H186V245H184ZM13 245H15V246H13ZM84 245H85V247H84ZM99 245L101 247H99ZM10 247H11V250H9ZM66 247H68V248L66 249ZM182 247L185 248V249H183ZM151 248L153 249V251H152ZM199 248L201 249V251H199L200 250ZM129 249H131V248L128 247V250ZM204 249H205V251H204ZM79 250H81V251H79ZM207 252H209V253H207ZM242 252H243V254H242ZM4 253H5V256H4ZM158 254H160V255L158 256ZM105 255H106L105 253L100 255V256L98 255V258L96 257L97 259H95L97 261L94 260L95 263H93L94 261H92V260H91L92 262H90L89 260H85V261H87V263L85 261H84L85 262L84 263L83 260L82 261L79 260L80 262L78 263V261H77V263H75V264H89V262L91 264L92 263L93 264H104V263L105 264H110V262H112V261H113L114 264L118 263V262H114V261H116V260H113V259H115L114 257H112V256L110 257V256H108V254L106 256ZM48 256H50V255H48ZM55 256L59 257V260H62L61 263H60L59 260H56L57 258L55 259ZM149 257H150V259H149ZM187 258H188V261H187ZM53 259H54V261H53ZM147 259H149V260H147ZM1 260H2V262H1ZM47 260H49V261H47ZM152 260L154 262H152ZM157 260H159V261L157 262ZM56 262H59V263H56ZM28 263H25V264H28ZM129 264H133V263H129ZM136 264H139V263H136Z\"/></svg>",
	"mask_w": 264,
	"mask_h": 264
}]
</instances>
